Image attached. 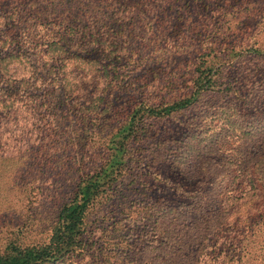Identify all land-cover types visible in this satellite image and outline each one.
Segmentation results:
<instances>
[{
	"label": "trees",
	"instance_id": "16d2710c",
	"mask_svg": "<svg viewBox=\"0 0 264 264\" xmlns=\"http://www.w3.org/2000/svg\"><path fill=\"white\" fill-rule=\"evenodd\" d=\"M151 1L0 0V179L7 199L46 190L40 202L55 211L44 241L10 239L0 264H264V67L243 66L264 52L246 51V37L212 23L202 38L210 52L191 69L186 94L163 101L153 85L141 99L126 98L127 62L145 58L127 55L108 25L141 19ZM197 107L173 134L160 133L161 152L144 150L155 136L149 128ZM81 123L102 144L97 165L82 149L56 156L60 141L81 144ZM52 169L68 183L42 182ZM145 184L162 193H129Z\"/></svg>",
	"mask_w": 264,
	"mask_h": 264
},
{
	"label": "rangeland",
	"instance_id": "374dc122",
	"mask_svg": "<svg viewBox=\"0 0 264 264\" xmlns=\"http://www.w3.org/2000/svg\"><path fill=\"white\" fill-rule=\"evenodd\" d=\"M139 10L141 19L131 18L128 14L126 17L129 22H120L119 26L115 24L116 27L108 25V31L111 33L109 37L113 36V39L119 38L121 41H123L122 39L126 40L127 55H141L145 58L135 65L132 61L127 62L128 65L125 68L127 75L123 76L126 98H129V94L132 92L136 99H141V95L145 96L147 90L153 85L158 87L159 97L163 101H171L186 94L189 89L186 85L190 84L191 69L200 58L204 57L205 53L209 54L210 52L208 38L205 41L202 38L209 34V29L206 30V28L212 23L218 27V30L227 31V33L223 32L224 35L234 36L238 40L241 35L246 37V46H243L246 51L255 48L254 51H261V55L264 52V0H152ZM101 29L103 28L97 29L99 35L102 34ZM169 33H178L180 36L171 39L173 42H168L165 39ZM98 39L100 43L104 40L101 36ZM153 45H157L158 50ZM164 45L167 47L163 48ZM228 54L229 59L236 57V51H230ZM134 59H139V57L135 56ZM243 66L248 68V71L253 68L260 70L264 67V59L259 60L257 55H250L247 63H244ZM110 75L113 76V74ZM262 89H264V84ZM212 95L209 94L206 99L213 97ZM199 110L200 108L197 107V109L176 113L170 122H160L157 125L158 129L149 128L151 130L149 133L155 134V136L153 140H148L144 144V150L148 149L149 147L146 146L150 145L153 149L159 148L161 152L163 145L161 142H156L160 133L173 134V129L176 131L177 126L182 127L177 125V120L189 119ZM125 111L126 109L123 112ZM76 118L78 122H81L79 116ZM82 123L86 126V123ZM82 123L77 130L79 136L71 135V137H76L81 144L76 140L70 142L71 139L65 143L60 141L55 145L56 156L61 158L62 155L65 156L72 151L82 149L80 153L83 152L84 161H90L93 165H97L101 163L105 152L101 150L102 144L97 138L89 133H83ZM87 127L88 130H91V125ZM101 131L99 129L98 133ZM183 131L175 132V136L179 133L182 134ZM81 133L87 138V142L81 141ZM15 146L17 147L16 144H13V147ZM147 154L149 153L146 152L144 155ZM157 154H154L156 159L160 157V154ZM140 161H142L140 165V169H142L147 159L141 156ZM171 161V159H166L156 164L155 168H161L163 163L168 164ZM17 170H21L20 167H17ZM63 171L62 167L61 172ZM0 173H3L1 169ZM6 173L14 174L12 168L8 169ZM46 175H43L42 182L55 183L54 185L68 183L63 181L64 176L58 174V169L49 170ZM144 180L146 181L145 177L141 179V181ZM148 181L149 184H157L156 175L152 174ZM7 183L8 180L0 179V250H3L7 242L15 237L21 239L24 244L44 241L49 234L50 220L55 212L50 209L49 202H40L44 196L46 198L48 195L46 190L32 191L29 188V192L16 195V200L7 199L6 194H12L10 190L4 192L9 187ZM148 187L149 185L145 184L144 187L141 186L140 190L129 191V193L135 194L137 199L148 196L154 198L155 195L162 193L160 190H157L156 194L151 193L149 189H152ZM34 192L37 199L32 195Z\"/></svg>",
	"mask_w": 264,
	"mask_h": 264
}]
</instances>
